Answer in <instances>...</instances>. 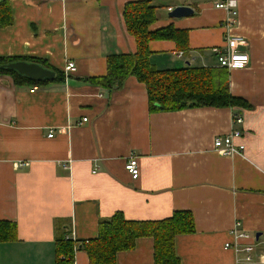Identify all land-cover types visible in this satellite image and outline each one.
I'll list each match as a JSON object with an SVG mask.
<instances>
[{
	"label": "crops",
	"instance_id": "crops-1",
	"mask_svg": "<svg viewBox=\"0 0 264 264\" xmlns=\"http://www.w3.org/2000/svg\"><path fill=\"white\" fill-rule=\"evenodd\" d=\"M130 1L10 0L14 21L0 28V57L40 60L62 79L17 85L0 74V220L18 228L17 239L0 243V264H58L63 233L75 241L74 264H90L85 241L117 211L137 221L191 212L195 231L175 242L181 264H238L243 254L225 246L234 231L264 239V0H238L232 28L248 39L250 62L228 70L229 88L248 105L176 111H151L135 76L114 89L89 80L107 73L110 55L136 52L123 17ZM149 2L157 15L151 29L188 30L185 52L173 40L150 42L155 67L219 66L213 49L223 44L225 10L213 0ZM177 6L195 12L170 17ZM68 61L76 71L66 72ZM235 113L243 123L233 122ZM233 129L242 131L245 154L217 153L215 138ZM132 151L136 180L125 168ZM263 255L259 243L256 261ZM116 261L155 264L153 238L137 239Z\"/></svg>",
	"mask_w": 264,
	"mask_h": 264
},
{
	"label": "trees",
	"instance_id": "trees-1",
	"mask_svg": "<svg viewBox=\"0 0 264 264\" xmlns=\"http://www.w3.org/2000/svg\"><path fill=\"white\" fill-rule=\"evenodd\" d=\"M123 17L128 32L136 39L134 53L112 54L107 59V73L104 76L89 78L91 83L107 89L122 85L124 80L135 76L143 82L149 96L151 111H176L190 106L244 107L248 101L234 96L229 88V72L223 67H193L179 69H158L150 60L149 44L152 40H173L185 52L189 49L188 30L169 24L151 29L156 21V7L149 0L130 1L125 5ZM14 21L10 0H0V28ZM17 60L38 62L40 60L0 57V65ZM0 74H7L17 85H45L61 80L62 74L56 72L53 80L34 81L15 70L0 68ZM195 222L189 211H177L171 217L161 220L137 221L125 218L117 211L111 218L99 223L98 237L85 242L90 264H117V254L132 250L141 237L154 240L155 264H181L176 253V237L193 233ZM17 224L11 220H0V243L17 239ZM74 240L66 238L65 233L57 240V263L74 264Z\"/></svg>",
	"mask_w": 264,
	"mask_h": 264
},
{
	"label": "built area",
	"instance_id": "built-area-1",
	"mask_svg": "<svg viewBox=\"0 0 264 264\" xmlns=\"http://www.w3.org/2000/svg\"><path fill=\"white\" fill-rule=\"evenodd\" d=\"M213 4L215 8L225 10L228 15L222 23L224 29L223 44L213 49L217 56L218 65L229 71L246 68L250 62V55L246 51V48L249 47V41L244 36L232 33V28L237 22L239 15L238 0H213ZM76 69L75 62H67L65 66L66 72L71 73L76 71ZM83 121H87V118H84ZM233 122L243 123L242 115L235 113L233 115ZM52 135L53 133H50V136ZM241 137L242 131L240 129H233L229 134L217 136L214 140V150L223 156L245 154L246 145L243 142H239ZM125 168L134 180L139 178V154L136 151H132L127 157ZM236 225L239 226L240 222H237ZM234 234L236 240L234 242H227L225 246L243 254V258L238 261V264H264V255L260 261H256L255 257L256 247L259 243L264 244V239L261 240L260 237L251 235L245 231L238 233L234 231ZM70 239L74 240L73 238ZM85 242L87 243L89 240Z\"/></svg>",
	"mask_w": 264,
	"mask_h": 264
},
{
	"label": "water",
	"instance_id": "water-1",
	"mask_svg": "<svg viewBox=\"0 0 264 264\" xmlns=\"http://www.w3.org/2000/svg\"><path fill=\"white\" fill-rule=\"evenodd\" d=\"M194 9L190 6H177L172 9L169 13L170 17L181 18L194 14ZM0 68H8L15 70L21 75H24L34 81L42 80H53L57 74L54 70L44 66L41 63L28 61V60H17L9 62L4 65H0ZM257 236H260L258 233Z\"/></svg>",
	"mask_w": 264,
	"mask_h": 264
}]
</instances>
